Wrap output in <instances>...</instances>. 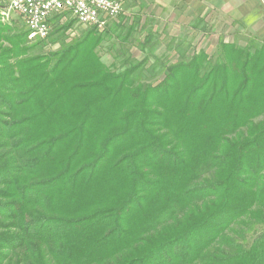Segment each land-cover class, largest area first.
<instances>
[{
    "label": "trees",
    "instance_id": "trees-1",
    "mask_svg": "<svg viewBox=\"0 0 264 264\" xmlns=\"http://www.w3.org/2000/svg\"><path fill=\"white\" fill-rule=\"evenodd\" d=\"M106 28L49 70L0 59V264H264V41L146 84L101 62Z\"/></svg>",
    "mask_w": 264,
    "mask_h": 264
},
{
    "label": "rangeland",
    "instance_id": "rangeland-1",
    "mask_svg": "<svg viewBox=\"0 0 264 264\" xmlns=\"http://www.w3.org/2000/svg\"><path fill=\"white\" fill-rule=\"evenodd\" d=\"M142 1L145 2L144 6L140 5L137 0L123 4V14L109 22L103 31L109 36L105 37L96 49L101 62L110 68L114 67L116 72L121 71L122 66H130L129 62L134 66L140 60H144L145 63L141 67L136 81L155 84L162 78L167 66L186 61L200 51L209 57H215L221 42L234 43L239 46L247 44L246 40L234 30L236 27L222 25L219 13V15L210 12L205 14V10H199L196 15L191 11L177 10L169 15L167 11L165 14L164 10L150 5L149 1ZM207 15H209L208 19ZM8 17L7 23L0 20V31H5L0 33V36L5 34L2 38H6L5 36L21 37L20 46L0 39V59L2 58L9 65H13L16 61L32 58L39 66H44L45 70H49L56 63V57L62 50L77 43L90 31V27L78 25L68 13H64L52 21L48 38L41 41L28 37L27 31L16 14L8 15ZM137 22L144 25V31L143 28L139 29V26L134 29L131 34L133 39L125 50L127 56L123 61L121 60L123 51L117 50L113 45L114 41L116 43L114 34L124 33L128 29L127 26ZM113 23L116 25H112ZM114 26L117 28L115 32H112ZM147 30H150L154 37L147 51L152 54L150 57L145 56L147 53L138 49ZM16 46H19L18 49L22 52H18L19 56H16L18 51ZM2 53H4V57L1 55Z\"/></svg>",
    "mask_w": 264,
    "mask_h": 264
},
{
    "label": "built area",
    "instance_id": "built-area-1",
    "mask_svg": "<svg viewBox=\"0 0 264 264\" xmlns=\"http://www.w3.org/2000/svg\"><path fill=\"white\" fill-rule=\"evenodd\" d=\"M8 10H15L30 39L44 40L60 14L101 31L123 14V5L120 0H0L1 22H8Z\"/></svg>",
    "mask_w": 264,
    "mask_h": 264
},
{
    "label": "crops",
    "instance_id": "crops-1",
    "mask_svg": "<svg viewBox=\"0 0 264 264\" xmlns=\"http://www.w3.org/2000/svg\"><path fill=\"white\" fill-rule=\"evenodd\" d=\"M123 4L129 1L120 0ZM140 0H137L139 2ZM152 6L167 11L171 15L177 10L191 11L198 15L199 10L221 15L222 25L236 27L234 30L246 40L264 41V0H147ZM144 6L145 2H139ZM124 6V5H123ZM219 13V14H218ZM207 19L209 15L206 16ZM243 35V36H242Z\"/></svg>",
    "mask_w": 264,
    "mask_h": 264
},
{
    "label": "bare ground",
    "instance_id": "bare-ground-1",
    "mask_svg": "<svg viewBox=\"0 0 264 264\" xmlns=\"http://www.w3.org/2000/svg\"><path fill=\"white\" fill-rule=\"evenodd\" d=\"M11 14H16L15 10H8V15H11Z\"/></svg>",
    "mask_w": 264,
    "mask_h": 264
}]
</instances>
